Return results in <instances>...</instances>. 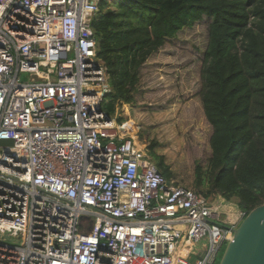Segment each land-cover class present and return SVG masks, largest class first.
Here are the masks:
<instances>
[{
	"label": "built area",
	"instance_id": "built-area-1",
	"mask_svg": "<svg viewBox=\"0 0 264 264\" xmlns=\"http://www.w3.org/2000/svg\"><path fill=\"white\" fill-rule=\"evenodd\" d=\"M102 1L0 0V264H214L238 224L101 109Z\"/></svg>",
	"mask_w": 264,
	"mask_h": 264
},
{
	"label": "trees",
	"instance_id": "trees-1",
	"mask_svg": "<svg viewBox=\"0 0 264 264\" xmlns=\"http://www.w3.org/2000/svg\"><path fill=\"white\" fill-rule=\"evenodd\" d=\"M107 1L92 28L109 75L101 104L108 114L117 105L134 104L148 57L185 26L210 18L199 94L211 127L210 155L206 169L196 167V191L209 199L211 193L236 199L245 215L263 203L264 0H114V9ZM126 125L134 134L133 125ZM158 169L170 178L162 162ZM202 186L210 189L198 190Z\"/></svg>",
	"mask_w": 264,
	"mask_h": 264
},
{
	"label": "rangeland",
	"instance_id": "rangeland-1",
	"mask_svg": "<svg viewBox=\"0 0 264 264\" xmlns=\"http://www.w3.org/2000/svg\"><path fill=\"white\" fill-rule=\"evenodd\" d=\"M113 1H107L111 9L115 8ZM209 21L210 18L203 15L168 39L142 65L134 104L117 105L116 109L109 110L111 117L121 118L117 119L118 123L133 125L134 135L158 168L162 162L175 184L194 190H197L196 167L206 169L210 155L211 127L203 115L199 99L200 70ZM20 79L28 80L30 76L23 73ZM125 128L133 131L131 125H125ZM152 144L154 147L149 149ZM206 188L210 189V186L198 190ZM210 199L219 208L218 224L228 225L237 217V224L241 221L236 199L227 201L214 193L210 194ZM227 244L224 242L220 247L214 264H219ZM206 249L207 243H202L196 256L200 257ZM189 260L194 261V257Z\"/></svg>",
	"mask_w": 264,
	"mask_h": 264
},
{
	"label": "water",
	"instance_id": "water-1",
	"mask_svg": "<svg viewBox=\"0 0 264 264\" xmlns=\"http://www.w3.org/2000/svg\"><path fill=\"white\" fill-rule=\"evenodd\" d=\"M0 140V144H11ZM219 264H264V202L251 209L233 230Z\"/></svg>",
	"mask_w": 264,
	"mask_h": 264
},
{
	"label": "crops",
	"instance_id": "crops-1",
	"mask_svg": "<svg viewBox=\"0 0 264 264\" xmlns=\"http://www.w3.org/2000/svg\"><path fill=\"white\" fill-rule=\"evenodd\" d=\"M238 215H239V211H238ZM238 219H239V217H237L236 220L233 221V222L237 223ZM230 222H231V221H230Z\"/></svg>",
	"mask_w": 264,
	"mask_h": 264
},
{
	"label": "bare ground",
	"instance_id": "bare-ground-1",
	"mask_svg": "<svg viewBox=\"0 0 264 264\" xmlns=\"http://www.w3.org/2000/svg\"><path fill=\"white\" fill-rule=\"evenodd\" d=\"M130 132V134L134 135L133 132H131L130 130H128Z\"/></svg>",
	"mask_w": 264,
	"mask_h": 264
}]
</instances>
